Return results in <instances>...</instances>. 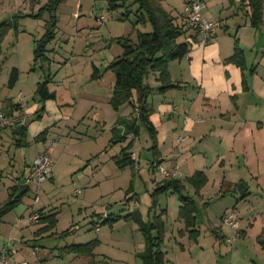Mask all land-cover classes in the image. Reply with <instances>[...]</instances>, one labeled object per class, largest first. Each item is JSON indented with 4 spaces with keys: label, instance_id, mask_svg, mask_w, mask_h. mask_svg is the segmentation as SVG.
<instances>
[{
    "label": "rangeland",
    "instance_id": "374dc122",
    "mask_svg": "<svg viewBox=\"0 0 264 264\" xmlns=\"http://www.w3.org/2000/svg\"><path fill=\"white\" fill-rule=\"evenodd\" d=\"M161 2L175 13L184 10L185 0ZM129 3L130 1L127 5ZM225 3L229 5L228 0H216L214 6L220 9L219 6L223 8ZM238 3L239 6L242 4L241 1ZM130 9V17L125 19V8L119 6L111 9L109 0H68L58 10L56 36L47 46L48 60L39 61L36 65L34 50L32 53L27 39L30 38V33H33V38L38 37L37 20L29 19L30 23L26 27L29 34L21 31L16 33L11 29L4 40H0V100L5 97L12 98L13 101L20 99L26 108H33L34 103L40 106L35 95L38 82L51 75L53 77L49 87L58 92L57 104L62 105L57 109L60 113L57 114L58 118L51 105L45 116L36 121L44 125L43 130L48 129L45 142H36L34 134L29 131L28 144L17 147L12 130L0 126V205L7 201L8 188L18 182L17 177L24 178L30 173L29 166L35 162L39 152L52 146L51 158L54 161L53 179L46 180L39 188L36 184H31L22 202L1 218L0 246L20 247L25 244L22 242L24 239L28 242L26 248L36 239L41 245V257L48 249L60 251L61 246L66 243L87 242L101 235L94 252L98 254V260L103 262H92L89 257L90 259H85L87 264H143L139 253L145 248V237L134 219L122 218L113 224L97 226L98 222L102 223V218L99 217L101 214L106 217L108 214L126 215L138 209L145 221H153L155 216L162 215L165 222V242L162 248L167 252L170 264H264V172L256 176L249 174L243 165H220L215 161L211 150L197 141L196 147H191L188 151L189 155L196 154L195 167L207 170L210 179L201 195H197L194 187L186 183L184 193L193 195L199 208L197 229L200 233L196 239H192L187 230L183 234L179 233L185 228V224L179 218L181 202L177 192H161L156 206H153L158 182L165 176L158 170H153L156 163L152 165L155 158L151 149L152 139L143 123H140V133L134 142L133 149L137 156L135 165L121 167L117 164L115 158L128 141L110 144L111 129L117 113L110 103L115 75L106 68L123 52V47L116 38L130 36L136 41L137 28L143 31L151 29L150 23L135 25L140 16L136 13L138 5H133ZM240 16L245 18L243 14ZM224 29L220 28L221 31ZM248 53L252 58L249 48ZM94 66L102 74L98 79L91 78ZM13 67L19 69L20 78L11 88L8 81ZM174 73L180 75L181 71L175 68ZM155 74L151 72L146 80L152 87L157 85ZM160 95L163 96V93L153 89L151 102H157ZM182 113L178 111L175 114L181 125L184 120ZM250 116L261 115H252L250 112ZM31 118H34V114ZM39 124L36 123L33 127L37 128ZM159 125L163 134V130L168 132V123ZM174 133L171 144L164 148H174L180 143L175 139ZM183 143L185 141L179 145ZM161 151L158 153L161 159L178 156V151L167 152L165 156ZM164 165L169 170L172 169L168 162ZM179 170V177L185 180L189 172L185 167ZM224 179L225 183L222 185ZM98 180L100 182L95 185ZM236 183H239L238 186L244 183L248 187L247 196L241 198ZM43 207L57 212L58 221L51 230L37 234L47 223L33 222L30 216ZM236 207L241 210L243 219L238 216ZM230 212L238 216L241 230H246L244 235L238 229L235 237V230L224 223L225 216ZM254 216L257 218L253 219ZM223 226V233L227 236L221 235ZM68 228L74 230L61 236L60 233ZM55 255L41 259L39 263L72 264V253L62 251V256ZM29 257L34 260L37 256L31 253Z\"/></svg>",
    "mask_w": 264,
    "mask_h": 264
},
{
    "label": "trees",
    "instance_id": "16d2710c",
    "mask_svg": "<svg viewBox=\"0 0 264 264\" xmlns=\"http://www.w3.org/2000/svg\"><path fill=\"white\" fill-rule=\"evenodd\" d=\"M67 1L68 0H46V2H44L37 10H34L33 6L36 3V0H31L30 4L31 9H33L32 11L25 12L19 10L9 19L0 22L1 42L4 40L5 35L9 30L13 29L16 33L21 31V19L25 17L42 19L47 15L44 33L34 40V65H36L39 61L48 60L47 51L49 49H47V46L56 36L58 28V10L60 6L67 3ZM129 1L130 3L127 5V2ZM241 2V5L248 7L247 15L249 17L250 24L253 27H259L264 24V0H241ZM133 5H138L136 13L138 15L140 14L135 25L150 23L151 29L143 31L137 28L136 41H134L130 36L116 38L115 40L123 47V52L116 56L106 68L107 70H111L115 75L113 91L110 97V103L114 109L119 110L120 107L126 103H129L132 107V112L127 116H119L115 125L111 129L112 137L110 139V144L124 143L128 141L127 145L121 149L120 155L115 158L117 164L121 167L127 164H132V166L135 165V159L137 157H134L135 154L132 153L131 148L134 145L136 137L140 133V123H143V125L146 126L152 139L151 149L153 150L155 157L152 161V165L155 163H162V160H159L158 157V153H160L158 130L152 120V115L155 109L149 100V97L153 93V87L146 80L151 72H157V80L160 82V87L158 88L159 93L164 94L169 89L176 87V84L173 83L171 78L169 65L172 61L182 59L190 52L193 40L189 37L187 38V33L191 29L197 32V28L189 23L188 14L184 21H179L177 16L172 14L171 11L163 6L161 0H109V6L111 9H115L119 6L125 8L126 12L123 14L125 19L130 17V13L132 11L130 8ZM225 61L237 64L243 72L247 69L246 53L240 44V39L238 37H235L234 40V53ZM254 70V68H251L250 72L254 73ZM101 75V71L94 66L91 78L98 79ZM52 77L53 76L49 75L43 81L38 82L35 95L40 103V106L34 113L35 117L33 120L43 118L46 110L45 101L57 98V92L55 90H51L49 87ZM19 78V69L17 67H13L8 81V86L11 88L14 87L19 81ZM248 87L247 78L243 75L244 90H248ZM17 110H21L23 114L25 113L23 112V105L21 103L14 102L12 98H7L3 103V107L0 108V111L5 113L7 116L15 115ZM28 126L29 121L25 124L17 123L12 127L8 126L12 130L13 141L17 147H22L28 144ZM47 134L48 129H45L36 135L34 140L36 142H45L47 140ZM129 135H132V138H129ZM33 165L31 166V169L33 168ZM27 176L28 175L24 178L17 177L18 182L9 188L7 201H5L3 205H0V221L4 215L19 205L24 196L29 192L31 184L26 182ZM51 176L49 179H51ZM208 181L209 178L203 170L195 171L191 176L185 178V180L181 179L179 176L165 177L158 182V186L154 193L155 198L153 206H156L158 200L157 197L161 192H165L167 190L177 192L181 202L179 208V218L183 220L185 224V228L181 229L179 233L183 234L185 233V230H187L189 232V237L196 239L200 233V230L197 229V213L199 210L198 203L193 195L185 194L184 190L186 189V183H189L192 187H194L195 193L197 195H201V190L208 183ZM25 182L29 184V188L22 195L15 197L17 192L22 188V184ZM247 193L248 191L241 194V198L247 196ZM34 215H38L36 221L32 219ZM34 215L30 216V219L33 222L47 223V225L41 228L37 234L51 230L56 226L58 221L57 212L52 210L46 211L44 208H40L36 210ZM99 217L102 218V223H97V226L99 227L101 224H113L122 218L134 219L143 231L145 237V248L139 253V256L143 260V264H168L166 252L162 248V245L165 242V222L161 214L159 216H155L153 221H145L143 219L142 212L138 209L126 215L108 214L106 217L101 214ZM73 230V228H68L62 231L60 235H68ZM153 231H155V233H153ZM99 242L100 240L95 238L87 242L66 243L61 246L60 251H57L56 249H47L48 252H50V256H54V251L57 253L55 256H62V251L94 256V247ZM4 247L9 249V257L12 262L26 261L27 264H30L26 259L19 260L12 257L13 251L10 246ZM2 248H0V254ZM34 249V255L39 257V253L42 251L41 248L36 246ZM43 257L44 256H41L40 259L45 258Z\"/></svg>",
    "mask_w": 264,
    "mask_h": 264
},
{
    "label": "crops",
    "instance_id": "0c3cea01",
    "mask_svg": "<svg viewBox=\"0 0 264 264\" xmlns=\"http://www.w3.org/2000/svg\"><path fill=\"white\" fill-rule=\"evenodd\" d=\"M30 1L31 0H0V22L9 19L19 10L25 12L32 11L33 9H31ZM188 1L189 0H185L184 10L182 9L180 13L173 12V9L168 8V10L177 16L179 21H184L187 16L185 5ZM238 1L241 0H228L229 5L227 6L226 3L225 5L223 4V8H226V10L223 11L222 6L218 5L220 9L214 6L216 0H209V4L208 0H202L204 3V16L206 18L218 20L220 22L219 29H217L216 34L208 43L202 44L199 43L200 34L191 29L187 33V38H191L193 44L187 57L175 60L169 65L171 78L173 83L176 84V87L169 89L163 96L160 95V99H158L157 102H151L149 97L155 109L152 120L158 130L159 148L161 147L162 151H160L162 155L164 154L165 156L167 152L172 153L173 151H178L177 157H171L170 159L159 158V160H162L161 162L163 164L168 162L172 169L175 167H185L187 172H189L186 178L191 176L195 171L200 170L194 165L197 157L196 154L190 156L188 152L191 147H196L197 141H200V144H205L207 146L206 148L211 150V154L216 158L215 161L220 163V165H228L230 163L237 164L238 166L243 165L244 168L248 169L249 174L252 173L256 176L264 172V24L259 27H253L247 15L248 7L241 5V3L239 6ZM44 2H46V0H36L33 6L34 10H37ZM241 14H243L245 18L240 16ZM29 19L38 21V32L39 35H42L45 30V18L34 19L25 17L21 19V33L29 34V29L26 28L30 23ZM75 19L79 21L78 17ZM220 28L225 29L221 31ZM32 34L33 33L29 34L30 38L28 37L27 43L29 42V48L33 53V48L35 47V43L33 45V42L35 38L31 36ZM235 37L240 39V44L246 53L247 69L244 72L237 64L225 61L234 53ZM248 48L252 53V58L248 55ZM175 68L180 69V75H175ZM251 68L255 69L254 73L250 72ZM154 73H156L155 80L157 85H154L153 89L158 91L160 82L157 80L158 73ZM243 75L247 78L248 90H244L243 88ZM6 99L7 97H5L4 100H0V108L3 107V103ZM14 102L21 103L22 101L19 99L18 101L14 100ZM34 104L35 106L33 108L27 107L26 109L29 116L31 115L28 130L31 131L35 137L47 128L43 130L44 125L31 118L39 108L38 103ZM36 105L38 106L36 107ZM51 105H53L52 108L55 117L58 118L57 114L60 113L57 112V109L62 107V105L57 104L56 99H49L46 101L47 110H45L43 116H45ZM123 107L125 110H122L124 109ZM178 111L183 112L182 115H184L182 125L178 123L175 115L178 114ZM17 112L22 113L21 110H17L16 113ZM131 112L132 107L130 104L127 103L122 105L119 110H116L117 116L114 118L113 126L119 116H127ZM250 112L252 115L258 113L261 116H250ZM59 119H61V117ZM163 122L168 123V132L166 133V131L163 130L164 134L159 125L163 124ZM36 123L40 124L37 128H34L33 126ZM173 133L177 141L180 143L185 141V143L181 145H179V143L174 148L172 146L164 148L170 143ZM162 134L163 137L161 138ZM180 137L184 139L181 140ZM129 138L132 137L130 136ZM190 139H192V141L189 142ZM172 143H174V139ZM133 148L134 145L131 151L136 154ZM207 156L208 152L206 157ZM136 157L135 155V158ZM32 165L29 167L31 168ZM203 171L209 178L207 170L204 169ZM94 174L95 173H93V175ZM52 179L53 174L51 176V180ZM224 181L225 179L222 181V185L225 183ZM99 182L100 180H98L95 185ZM15 184L14 182L13 185ZM238 184L239 183H236V187ZM236 212L240 218H244L241 210L237 208ZM252 218L254 219L257 217L254 216ZM221 229L223 230L224 226ZM12 231L15 232L13 229ZM240 231L243 232V235L246 233L245 229L241 230L240 228ZM223 232L224 230L221 235H226V233ZM99 237L101 238V235ZM22 242H25V244L20 247H11L13 251L12 257L19 260L26 259L30 264H38L42 258L40 259V257L37 256L33 260L29 256L31 253L34 255V248L36 246L40 247L41 245L36 239H33V243H29V247L25 248L28 242L24 239H22ZM181 246H183V249L185 248L184 245ZM2 247L0 246V248ZM55 252L56 251H54V255ZM44 257L51 258L50 252H45ZM89 257L91 261L93 258L92 262H103V260H98V254L96 252H94V256L88 257H79L77 254L72 253V264H74V262L75 264H87L85 259ZM166 259L168 260L167 252ZM168 264H170L169 260Z\"/></svg>",
    "mask_w": 264,
    "mask_h": 264
},
{
    "label": "built area",
    "instance_id": "2783aa9c",
    "mask_svg": "<svg viewBox=\"0 0 264 264\" xmlns=\"http://www.w3.org/2000/svg\"><path fill=\"white\" fill-rule=\"evenodd\" d=\"M203 8L204 3L202 0H189L185 5L189 23L197 28L198 33L200 34V43H208L216 34L220 22L214 18H206L203 14ZM23 109L26 114L17 112L13 116H7L5 113L0 111V125L12 127L17 123L25 124L28 112H26L27 109L25 105ZM52 149L53 147L50 146L37 155L33 168L27 176L26 182L29 184H36L39 188L40 184L50 178L53 163L51 158ZM153 170H158L165 177H175L179 176L181 173L178 167L169 170L164 164H155L153 166ZM37 218L38 215H34L32 219L36 221ZM237 218L238 216H236L234 212H230L224 218V223L235 230V237L237 236V230L240 228V221L237 220ZM9 256V249L7 247L2 248L0 254V264H27L26 261L12 262Z\"/></svg>",
    "mask_w": 264,
    "mask_h": 264
},
{
    "label": "water",
    "instance_id": "95a60500",
    "mask_svg": "<svg viewBox=\"0 0 264 264\" xmlns=\"http://www.w3.org/2000/svg\"><path fill=\"white\" fill-rule=\"evenodd\" d=\"M22 185H23L22 188L17 192L15 197L22 195L29 188V184L26 182L23 183ZM238 189L241 194H244L247 191V186H245L244 183H240Z\"/></svg>",
    "mask_w": 264,
    "mask_h": 264
}]
</instances>
